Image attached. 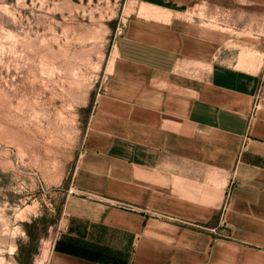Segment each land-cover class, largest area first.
<instances>
[{"label":"crops","instance_id":"1","mask_svg":"<svg viewBox=\"0 0 264 264\" xmlns=\"http://www.w3.org/2000/svg\"><path fill=\"white\" fill-rule=\"evenodd\" d=\"M128 8L46 264H264V0Z\"/></svg>","mask_w":264,"mask_h":264},{"label":"rangeland","instance_id":"2","mask_svg":"<svg viewBox=\"0 0 264 264\" xmlns=\"http://www.w3.org/2000/svg\"><path fill=\"white\" fill-rule=\"evenodd\" d=\"M128 0H0V264L60 237Z\"/></svg>","mask_w":264,"mask_h":264},{"label":"built area","instance_id":"3","mask_svg":"<svg viewBox=\"0 0 264 264\" xmlns=\"http://www.w3.org/2000/svg\"><path fill=\"white\" fill-rule=\"evenodd\" d=\"M256 109H257V104H255V105L253 106L252 110L255 111ZM246 150H247V148H246V145H245V147H244V151H246Z\"/></svg>","mask_w":264,"mask_h":264}]
</instances>
